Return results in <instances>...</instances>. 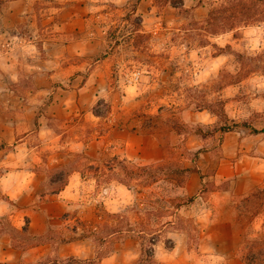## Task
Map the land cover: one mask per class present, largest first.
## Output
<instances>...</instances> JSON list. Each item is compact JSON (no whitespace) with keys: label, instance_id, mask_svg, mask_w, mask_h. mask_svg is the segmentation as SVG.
<instances>
[{"label":"crops","instance_id":"crops-1","mask_svg":"<svg viewBox=\"0 0 264 264\" xmlns=\"http://www.w3.org/2000/svg\"><path fill=\"white\" fill-rule=\"evenodd\" d=\"M129 5L136 7L141 24H157L158 17L153 15L159 6L156 0L0 1L2 264H61L66 258L77 259L74 264H136L141 256V242L133 235H122L113 244L109 237L101 248L109 243L111 249L100 257L97 242L82 236L84 227L98 231L102 221L99 209L106 197H101L97 176L88 174L107 167L98 164L101 156L109 151L142 165L162 156L153 133L142 131L138 122L128 121L140 101L137 92L135 97L128 92L133 85L126 82V75L117 78L116 71L122 72L123 67L115 58L116 49L107 45L104 36L108 8ZM165 6L175 7L169 1ZM181 6L207 17L208 9L199 0H183ZM138 31L143 30L120 32L116 37H127L129 48L135 51L132 40ZM210 39L220 47L259 49L264 47V21ZM222 56L213 54V63L206 65L203 73H217ZM177 69L153 67L141 75L140 83L150 74L152 86L171 84ZM197 72L202 75L201 69H195ZM119 87L126 94L118 95ZM99 102L107 103L105 115L98 111ZM88 116L92 126L102 119L103 130L93 138L84 137L86 126L80 124L82 117ZM77 153L89 157L87 164L71 168L66 183L55 188L58 180L52 172L63 168ZM190 196L193 200L182 206L193 211L200 230L197 243L193 245L185 230L163 229L153 245L155 262L247 264L238 252L240 226L231 193L224 190ZM119 199L122 201V195Z\"/></svg>","mask_w":264,"mask_h":264},{"label":"rangeland","instance_id":"rangeland-1","mask_svg":"<svg viewBox=\"0 0 264 264\" xmlns=\"http://www.w3.org/2000/svg\"><path fill=\"white\" fill-rule=\"evenodd\" d=\"M168 1L178 7L165 6ZM182 1L156 0L159 6L153 15L158 22L152 27L140 23L134 5L108 8L104 36L107 45L116 49L115 58L123 67L122 72L116 71L117 78L137 69L145 75V71L157 66L178 69L171 84L152 86L147 74L143 82L128 88L132 97L137 92L140 101L128 121L138 122L142 131L153 133L162 148L161 158L142 165L105 151L98 164L107 167L88 173L84 166L86 174L97 176L101 197L107 201L103 204L102 199L99 209L100 235L110 228L122 229L111 238V244L127 234L146 248L151 234L159 237L163 229H178L185 230L194 245L200 230L193 211L185 206L175 210V206L190 195L225 190L231 193L240 226L239 255L247 264H264V132L251 136L247 127L264 130V107L258 109L264 106V47L229 45L218 72L203 73L220 46L210 39L213 35L206 24L207 17L181 6ZM199 2L207 7V16L210 8L217 6L210 0ZM259 8L264 5L259 4ZM260 22L263 21L250 20L233 30ZM139 29L143 31L136 32L132 40L135 51L129 48L127 37H116L120 32ZM185 67L191 68L183 71ZM197 68L202 75L195 73ZM121 94L126 92L119 87L118 95ZM97 108L103 115L108 111L106 102H99ZM199 109L203 111L197 112ZM101 122L99 119L92 126L89 116L82 117L84 137L93 138L102 131ZM223 124L238 126L230 134L216 132ZM88 158L83 153L69 157L63 168L52 172L58 180L54 187H62L71 168L87 164ZM190 170H194L193 177ZM168 220L173 223L167 225ZM166 244L169 245L167 241Z\"/></svg>","mask_w":264,"mask_h":264},{"label":"trees","instance_id":"trees-1","mask_svg":"<svg viewBox=\"0 0 264 264\" xmlns=\"http://www.w3.org/2000/svg\"><path fill=\"white\" fill-rule=\"evenodd\" d=\"M214 2L213 8L211 7L206 18V24H208V29L211 35H216L220 33H224L227 31H231L238 27L239 25H246L250 23V20L253 21H264V8H259V4L264 5V0H220L218 3ZM175 7L177 5L173 4ZM226 48H229V45L225 47H219L217 53H225ZM213 113H215L213 111ZM238 124H223L220 125L215 131H219L221 133L233 131ZM251 133H259L264 132L262 129L254 128L248 125ZM122 182V181H121ZM66 183V182H65ZM64 183V184H65ZM126 184L125 182H122ZM127 185V184H126ZM193 200L192 196L187 197L185 200L178 203L175 208H179L182 205H186ZM122 229H108V232L104 235H100V229L98 231H93L90 228L84 227L83 229V237H92L95 242L99 245L98 256L105 255L111 249L109 243L105 245V248H101V243L103 241H108L109 237L115 236L117 233H122ZM111 240V238H110ZM109 240V241H110ZM157 237L154 234L147 239V247L143 248L141 245V256L136 264H158L155 262L153 258V245L155 244ZM108 241V242H109ZM170 247V245H167ZM78 260L75 258H66L61 261V264H74L77 263ZM254 264L253 262H248ZM2 264V263H0Z\"/></svg>","mask_w":264,"mask_h":264},{"label":"built area","instance_id":"built-area-1","mask_svg":"<svg viewBox=\"0 0 264 264\" xmlns=\"http://www.w3.org/2000/svg\"><path fill=\"white\" fill-rule=\"evenodd\" d=\"M142 71L137 69V70H132L129 73L126 74V82L130 85L136 86L141 78Z\"/></svg>","mask_w":264,"mask_h":264}]
</instances>
